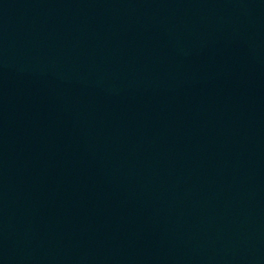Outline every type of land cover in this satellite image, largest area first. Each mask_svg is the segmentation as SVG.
<instances>
[{"label":"water","instance_id":"1","mask_svg":"<svg viewBox=\"0 0 264 264\" xmlns=\"http://www.w3.org/2000/svg\"><path fill=\"white\" fill-rule=\"evenodd\" d=\"M0 264H264V0H0Z\"/></svg>","mask_w":264,"mask_h":264}]
</instances>
